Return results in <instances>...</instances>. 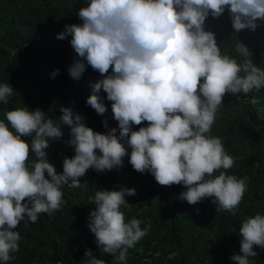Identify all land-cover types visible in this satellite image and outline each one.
<instances>
[{
    "label": "clouds",
    "instance_id": "obj_1",
    "mask_svg": "<svg viewBox=\"0 0 264 264\" xmlns=\"http://www.w3.org/2000/svg\"><path fill=\"white\" fill-rule=\"evenodd\" d=\"M226 8L236 32L255 31L256 21L264 20V0H90L79 9L82 24L66 25L57 39L71 36V47L80 58L68 69L74 80L85 71L84 61L101 74L87 104L103 115L107 109L95 94L103 89L118 129L95 132L82 115L63 106L60 124L40 109L18 107L5 113L7 123L0 120V261L6 264L19 250L20 233L15 229L21 221L36 223L41 213L59 210L65 186L83 187L80 178L90 168L103 173L122 167L128 148L135 171L152 174L161 186L183 185L186 191L179 198L189 205L212 198L217 211L235 214L248 177L227 174L235 159L210 132L224 96L259 92L264 70L253 63L242 42L235 44L240 62L221 54L215 34L204 29L209 15L218 18ZM58 73L56 69L51 76ZM13 94L8 83L0 84V101L6 103ZM145 121L146 127L132 130ZM61 124L70 128L67 143L75 155L64 158L58 175L44 150L50 140L63 135ZM22 137H31V143ZM30 152L36 158L31 166ZM135 194V188H124L89 197L95 210L88 227L102 251L122 264L128 249L148 231L136 218L126 222L121 211V206L131 207L125 196ZM239 234L240 254L231 259L249 264V257L257 255L254 246L264 249V215L245 219ZM85 257L89 259L82 264H105L91 250Z\"/></svg>",
    "mask_w": 264,
    "mask_h": 264
},
{
    "label": "trees",
    "instance_id": "obj_2",
    "mask_svg": "<svg viewBox=\"0 0 264 264\" xmlns=\"http://www.w3.org/2000/svg\"><path fill=\"white\" fill-rule=\"evenodd\" d=\"M88 3L90 0H0V84L8 83L14 89L6 103L0 101V120L7 123V111L27 107L30 111L42 110L46 118L60 124L59 108L63 106L82 115L83 123L95 132L106 134L111 128L118 129L112 102L103 89L95 93L107 109L103 115L87 104L93 94L92 85L103 78L101 74L84 61L85 71L79 80H74L68 69L80 58L71 47V36L57 39L66 31V25L82 24L78 12ZM256 23L255 31L236 32L226 8L218 18L209 15L204 29L215 34L221 54L240 62L235 44L242 42L252 53L253 63L264 70V20ZM56 69L59 73L53 78L51 73ZM111 72L110 68L108 74ZM238 95L224 96L210 132L222 139L225 152L235 159L227 174L248 177L247 191L234 215L217 211L212 198L189 205L179 198L186 191L183 185L161 186L152 174L135 171L129 163L128 148L122 167L103 173L90 168L80 178L83 187L65 186V203L59 210L51 215L41 213L36 223L21 221L15 229L20 233L19 250L11 253L6 264H82L89 259L85 257L87 250L105 264H122L102 251L88 224L90 212L95 210L89 197L96 191L124 188L136 190L134 196H125L131 207L121 206L125 221L136 218L148 231L128 249L123 264H236L231 257L240 254L242 222L256 214L264 215V88ZM147 123L133 125L132 130L138 131ZM60 126L63 135L50 140L44 150L45 159L58 175L63 171L64 158L75 155L67 143L70 128ZM22 139L31 143V137ZM35 159L30 152L28 165ZM253 250L257 255L249 257V264H264V249L254 246Z\"/></svg>",
    "mask_w": 264,
    "mask_h": 264
}]
</instances>
